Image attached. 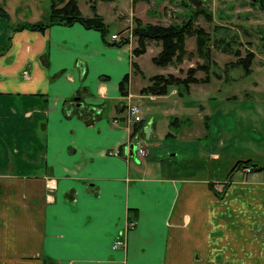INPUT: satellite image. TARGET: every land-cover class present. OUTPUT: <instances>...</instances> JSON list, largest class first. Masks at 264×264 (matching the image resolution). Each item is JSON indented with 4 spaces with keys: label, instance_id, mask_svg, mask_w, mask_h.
<instances>
[{
    "label": "crops",
    "instance_id": "obj_1",
    "mask_svg": "<svg viewBox=\"0 0 264 264\" xmlns=\"http://www.w3.org/2000/svg\"><path fill=\"white\" fill-rule=\"evenodd\" d=\"M85 2L89 9H80L90 17ZM102 2L97 10L108 25L133 16L149 22L137 12L145 1L131 0L128 9L122 0L110 2V17ZM50 4L0 0V264H264V170L245 175L237 165L264 163L263 152L243 149L242 130L257 133V124H243L238 109V153L211 127L227 112L226 99L264 116L256 97L264 84L238 85L229 98L221 94L224 84L212 81L191 84L200 100L184 99L175 88L142 94L152 76H142L143 58L160 52L156 42L134 56L136 40L110 45L79 23L11 33L17 23L46 22ZM108 40L117 41L110 34ZM250 49L253 65L264 69L262 51ZM185 63L157 74L178 75ZM128 73L125 97L120 82ZM129 102L143 108L144 157L138 145L130 155L124 120L114 123ZM118 148L122 155L112 153ZM47 177L57 179L56 190L46 188ZM128 218L136 224L127 248L114 249Z\"/></svg>",
    "mask_w": 264,
    "mask_h": 264
},
{
    "label": "trees",
    "instance_id": "obj_2",
    "mask_svg": "<svg viewBox=\"0 0 264 264\" xmlns=\"http://www.w3.org/2000/svg\"><path fill=\"white\" fill-rule=\"evenodd\" d=\"M90 9L93 15L90 17L85 16L79 6L78 0H51L50 4V16L46 22L43 23H17L11 25V33L16 31H22L24 29L32 31L45 32L48 28L54 25L70 26L75 23H79L88 29H94L102 33L104 40L110 45L123 46L129 44L131 39L127 36H122L121 32L114 34L118 36V40L111 42L108 40L109 25L106 23L104 17L98 13L97 0H89ZM104 2H113L116 0H101ZM140 1L149 2L150 0H133V4L136 5ZM186 8L191 10V14H185V18L181 22H171L168 25L160 23L144 22L140 17L133 16L135 23L132 28V36L136 38L137 45L133 49L134 56H141L146 53L148 45L151 42L160 44V52L152 58V61L159 67L167 68L169 66L178 67L184 63L186 59H193L199 57L202 61L197 62L195 65L190 66L186 70L179 68L178 75L174 73L168 74H154L148 78L149 84L141 89L142 94L149 95H167L175 88L178 94H183L190 90L191 84L209 83L213 78H224L222 70H226L225 74H228V68L230 66H240L243 68L245 75H249L253 72V63L256 58L255 52L252 51V41L245 43L246 54L243 55L239 46V35L232 33L231 30L225 25H216L213 32L208 31L204 26L197 23L199 15L204 14L207 20H212V13L202 7V0H182ZM250 4L257 5L262 11H264V0H249ZM220 32H224L220 35ZM113 36V35H112ZM195 37L196 47L195 50H189L187 47L188 39ZM214 47H219L223 52L233 53L236 56V60L227 63L224 68L218 72L215 69L216 61L214 59ZM188 61V60H187ZM135 72H141L136 62H133ZM142 73V72H141ZM199 73H204L201 76ZM129 73L120 82V90L123 96H129ZM120 111L125 112L122 117H116L121 121L125 119L127 105L123 104ZM96 109V107H92ZM91 108V109H92ZM95 111V110H94ZM93 111V112H94ZM115 118V119H116ZM178 122L179 120H174ZM144 122V123H143ZM137 123L131 131V142H137V137H141L144 134L143 128L145 127V120ZM119 155L123 152L119 149ZM237 165L244 167L251 166L252 171L264 170V163H256L251 159L243 162H237ZM220 184V183H217ZM223 189L217 191L219 197L223 196L224 188L228 185V182L222 183ZM216 185L212 183L214 188ZM1 190V185H0ZM135 220V218H129Z\"/></svg>",
    "mask_w": 264,
    "mask_h": 264
},
{
    "label": "rangeland",
    "instance_id": "obj_3",
    "mask_svg": "<svg viewBox=\"0 0 264 264\" xmlns=\"http://www.w3.org/2000/svg\"><path fill=\"white\" fill-rule=\"evenodd\" d=\"M202 7L207 9L212 13V20H207L205 15H199L197 18V23L204 26L208 31L213 32L216 25H225L228 27L232 33H236L239 35L240 43V50L243 55L246 54V47L245 43L248 41H252L251 48L256 49V51L260 53V61L263 59L264 56V11H262L257 5L250 4L249 0H202ZM80 6L84 11L89 9V4L85 2V0H80ZM104 5L103 12L106 13L109 17L113 15V11L111 9L110 2H102ZM126 9L131 8L132 2L131 0H122L121 3ZM134 6V5H133ZM146 10V12H145ZM138 15L147 21L152 22L154 24L160 23L168 25L170 22H181L186 16L191 14V10L186 8L183 4L182 0H150L149 2H142L137 7ZM137 17V16H136ZM168 19L171 21L168 22ZM131 23V24H130ZM130 26L124 29L121 32V35L128 36L132 33V28L134 27L135 23L133 19L130 21H110L109 22V32L110 36L112 33L120 32L122 28L125 26ZM224 32H220V35H223ZM134 38V36H133ZM133 40H136L134 38ZM132 40V41H133ZM187 47L189 50H195L196 43L195 37H191L188 39ZM214 59L216 61L215 69L220 72L224 66L236 60V56L233 53L223 52L221 48L214 47ZM144 65H143V77L150 75L157 74V69H160L152 59H150V54L144 56ZM187 63H185V67L189 68L190 66L195 65L197 62L202 61L199 57H195L193 59H187ZM254 72L249 75H245L243 72V68L237 65L230 66L228 68V74H225L226 70H222V74L224 78H213L212 82L215 83H222L223 87L221 89V94L225 95V97L229 98L233 94L238 95V85H251L259 82L260 85L264 84V69L260 70L258 63L253 65ZM201 76H204V73H199ZM141 76V77H142ZM145 77V78H146ZM143 78V79H145ZM141 81V79H140ZM139 80H134L133 83V90L135 91L139 85ZM263 93L260 94L259 97L260 104L262 105L263 110L261 113H264V89L262 90ZM191 88L189 91L185 92L184 99H194L200 100V98L194 94L193 97L191 96ZM181 97L182 95L179 94ZM224 103L222 106H227V112L224 115H221L219 121L217 122L216 118L214 117L212 120V132L216 129V127L220 128L223 131V135L226 138L227 144L230 145L232 148L229 152L238 153V109H240L243 114L242 123L247 124L250 119H253L257 124V133H252L247 129L248 136L245 135V130H242L243 135V149L245 151L250 150H258L264 153V116L257 115V108L248 107L245 108V105L240 106L237 103L229 102ZM235 101V100H233ZM261 110V109H260ZM157 111V108H150L149 113L154 114ZM258 112H260L258 110ZM162 113V111L160 112ZM150 114V115H151ZM227 126V129L222 125ZM214 129V130H213ZM249 137H253L250 139ZM255 137L258 138L259 142L255 140ZM237 140V142H234ZM134 147L137 144L134 142ZM251 167V166H250ZM238 168V167H237ZM245 168L243 170L245 171ZM242 170V171H243ZM253 172V171H252ZM251 172V173H252ZM242 174L247 175L246 172Z\"/></svg>",
    "mask_w": 264,
    "mask_h": 264
},
{
    "label": "built area",
    "instance_id": "obj_4",
    "mask_svg": "<svg viewBox=\"0 0 264 264\" xmlns=\"http://www.w3.org/2000/svg\"><path fill=\"white\" fill-rule=\"evenodd\" d=\"M130 37L132 35H129ZM114 39L118 40V36L113 35ZM144 116H143V108L141 107V105L139 103H132L129 102L127 104V109H126V114H125V119L124 122L126 123L128 129H130L131 131L133 130V127L140 122H143ZM114 123L117 125L118 123H120V119L116 118L114 119ZM130 131V133H131ZM144 137H137V150H138V154L141 157H144L147 154V149L145 146V142H144ZM112 153L114 154H119V150H115L112 151ZM128 157V155H126V158ZM245 172L246 173H251L252 172V167L248 166L245 168ZM46 188L49 191H54L57 189V179L54 177H47L46 178V182H45ZM136 222L134 220H131L128 218V220L125 223V226L122 228L121 232L119 233L117 240L113 246L114 249H126L127 248V238L128 235L131 231V229L134 228Z\"/></svg>",
    "mask_w": 264,
    "mask_h": 264
},
{
    "label": "water",
    "instance_id": "obj_5",
    "mask_svg": "<svg viewBox=\"0 0 264 264\" xmlns=\"http://www.w3.org/2000/svg\"><path fill=\"white\" fill-rule=\"evenodd\" d=\"M131 147H132V151H131L130 155L134 157L135 156V147L133 144H131Z\"/></svg>",
    "mask_w": 264,
    "mask_h": 264
}]
</instances>
